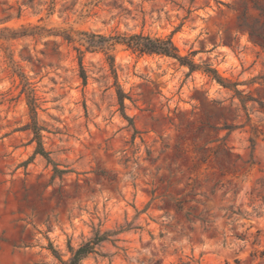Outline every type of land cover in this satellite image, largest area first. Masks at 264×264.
Here are the masks:
<instances>
[{"label": "rangeland", "instance_id": "374dc122", "mask_svg": "<svg viewBox=\"0 0 264 264\" xmlns=\"http://www.w3.org/2000/svg\"><path fill=\"white\" fill-rule=\"evenodd\" d=\"M254 5L0 0V264H61L97 231L79 264H264V48L240 23L246 9L264 28ZM70 29L171 36L198 68L115 45L121 107L103 52L84 53L83 84L78 44L52 34Z\"/></svg>", "mask_w": 264, "mask_h": 264}, {"label": "trees", "instance_id": "16d2710c", "mask_svg": "<svg viewBox=\"0 0 264 264\" xmlns=\"http://www.w3.org/2000/svg\"><path fill=\"white\" fill-rule=\"evenodd\" d=\"M260 13H264V10L257 5H254ZM258 20L256 18L251 19L249 21V16L246 13V9L240 16V23L243 25L248 31L252 41L254 44L260 45L264 48V28L261 26H257L256 23ZM43 28L39 26H22L19 30L14 31L12 35L14 37H26V36H35L42 35ZM53 35H59L65 40L67 43H77L78 46H74V49L78 53V64L80 68V77L82 78L83 84H86L87 75L85 69L82 64L83 55L86 51L89 52H103L105 55V59L109 64L110 71L115 78V85L117 87V97L121 107H123V99L127 96L122 89L119 87L116 81V70L114 66V55L112 54V50L115 45H122L125 49L130 50L133 53L138 55H162L173 58L180 62L182 65H186L189 71H193L198 68V65L195 64L190 58L187 56H182L179 54V51L175 44L173 43L171 36L159 37V36H151L149 34H144L142 32H134V33H115L104 35L100 33H95L86 30H64L61 32L52 33ZM82 47V48H81ZM204 71L212 72L215 74L216 79L220 81V77H218L215 69L211 67H205ZM30 109L35 115V99L31 97L30 99ZM34 133V139L37 142L34 153L40 154L45 157L48 162L50 159L48 158L47 152L43 149L41 144V136L39 134V127L37 126L36 121L33 120L32 125L30 126ZM65 170L57 169L54 167V173L62 174ZM260 187L264 190V178L260 180ZM175 208L177 211H182L183 207L181 203L178 201L175 204ZM188 212H185L184 215L187 216ZM118 232H112V234H116ZM109 233L99 231L94 233V236L89 238L88 240L80 243L76 248H74L70 242L67 244L68 251L70 256L68 259L64 260L61 257H58L61 264H79L82 259H84L90 253H97V247L100 246V243L106 239H108ZM53 252H55L53 250ZM260 257L264 260V249L259 252Z\"/></svg>", "mask_w": 264, "mask_h": 264}]
</instances>
